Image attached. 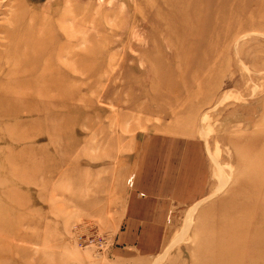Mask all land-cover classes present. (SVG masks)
Here are the masks:
<instances>
[{
	"label": "rangeland",
	"instance_id": "obj_1",
	"mask_svg": "<svg viewBox=\"0 0 264 264\" xmlns=\"http://www.w3.org/2000/svg\"><path fill=\"white\" fill-rule=\"evenodd\" d=\"M0 264H264V0H0Z\"/></svg>",
	"mask_w": 264,
	"mask_h": 264
}]
</instances>
